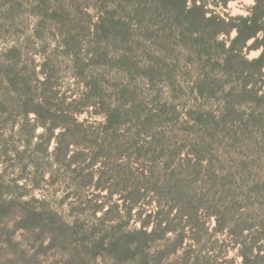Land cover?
<instances>
[{
	"label": "rangeland",
	"instance_id": "374dc122",
	"mask_svg": "<svg viewBox=\"0 0 264 264\" xmlns=\"http://www.w3.org/2000/svg\"><path fill=\"white\" fill-rule=\"evenodd\" d=\"M254 4L231 0L218 11L247 15ZM236 34L216 37L159 0H0V264H243L239 246L216 242L226 237H214V216L199 229L200 243L181 245L173 233L141 244L138 219L141 204L159 194L227 196L211 182L226 170L238 175L235 196H253L239 211L246 214L233 219L264 231V102L243 90L258 75L249 76L251 66L220 43L228 47ZM45 77L60 95L88 88L91 101L117 96L136 104L146 109L143 119L154 116L153 126L115 138L128 145L87 151L88 158L99 155L92 167H60L50 154L55 142L42 154L43 129L33 134L22 113ZM190 132L211 141L206 149L222 161L204 168L183 162V176L203 181L176 193L171 160L177 166L180 154L188 159L202 148L170 146L161 135ZM145 139L152 143L136 146Z\"/></svg>",
	"mask_w": 264,
	"mask_h": 264
},
{
	"label": "trees",
	"instance_id": "16d2710c",
	"mask_svg": "<svg viewBox=\"0 0 264 264\" xmlns=\"http://www.w3.org/2000/svg\"><path fill=\"white\" fill-rule=\"evenodd\" d=\"M159 1L170 4L173 8L181 11V14L185 15L191 23L204 25L216 37L222 34L230 36L231 32L236 30L237 34L229 40L228 47L226 41H220V43L226 48L230 57L240 58L251 66L253 72H251L252 74L248 73L249 76L258 75L253 78L252 82L244 81L243 90L255 97L259 103L264 102V0H255V4L250 7L247 15H231L218 11L221 6L227 7L231 0ZM252 51H260V54L250 59L248 55ZM40 84L42 86L40 95L29 104L22 102V113L27 123H30L33 134L38 128L43 129L38 135L43 140L40 144L43 148L39 150L42 154L49 153L52 142H55L50 154L52 162L60 167L69 168L73 164H85L87 167H92L99 160V155L91 159L87 157V151L94 149L100 153L106 147L128 145V142L124 144L116 139L128 135L140 136L139 134L144 133L138 131L153 126L154 116L151 115V117L143 119V108L140 109L133 103H125L117 96L114 98L111 96L108 102L100 103L90 100L93 94L88 92V88L72 91L71 96H66L65 93L60 95L58 90L53 89L49 77H45ZM261 92L263 95L260 94ZM90 107L95 108V112L90 114L100 115L103 119L94 120L92 115L82 119V115L89 112ZM31 114L34 116L31 117ZM161 137L170 146H178L181 149L186 144L199 145L202 148L195 154L188 152L186 156L188 159L183 158L180 154L177 166L175 165L176 159L171 160L172 164L169 163L170 166L167 167L170 170L171 186L169 188L176 193H183L189 187L203 181L199 174H194V177L183 176L186 171L183 162L187 160L191 168H204L205 161L213 162L215 159L222 161L219 157H213L211 152L206 149L213 143L203 136L190 132L188 136H168L167 133H162ZM111 138L113 141L110 140ZM151 143L146 139L143 142H135L136 146L141 147ZM181 151L183 150H179V152ZM4 162L5 160H0V163ZM87 176L89 177V174ZM29 177V175L20 176L27 180ZM237 177L238 175L226 170H216L214 173L211 182L221 183L227 196L203 195L165 198L159 194L157 198L144 201L141 204L138 217L141 223L139 242L151 244L163 240L168 233H173L177 238V244L181 245L187 239L200 243L203 238L199 234V229L205 227L207 218L214 216L216 219L214 237L219 235L226 237L217 238L216 242L221 241V246L226 241L233 246H239L243 264L252 263L253 257L264 258V256H260L262 254H253L255 248H259L260 252L263 251L264 231L256 230V226L248 221L242 222L244 221L242 219L240 221L233 219L237 214L245 215L246 213H239V211L248 209L245 203L253 199V196H235L234 185L237 182ZM30 180L32 181V179ZM148 206L151 208L147 209ZM245 231L249 233L246 235ZM261 242L263 244H259Z\"/></svg>",
	"mask_w": 264,
	"mask_h": 264
}]
</instances>
